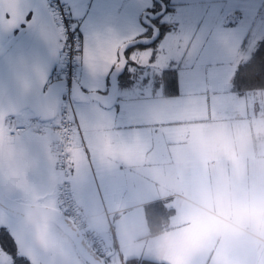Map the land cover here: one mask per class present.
I'll return each mask as SVG.
<instances>
[{"label": "snow or ice", "instance_id": "6c2138e0", "mask_svg": "<svg viewBox=\"0 0 264 264\" xmlns=\"http://www.w3.org/2000/svg\"><path fill=\"white\" fill-rule=\"evenodd\" d=\"M254 88L264 89V0H0V264H32L19 237L41 220L51 225L33 248L52 249L55 264L65 242L54 226L69 225L77 198L131 194L105 145L163 139L169 129L146 122L154 97L217 109Z\"/></svg>", "mask_w": 264, "mask_h": 264}, {"label": "crops", "instance_id": "0c3cea01", "mask_svg": "<svg viewBox=\"0 0 264 264\" xmlns=\"http://www.w3.org/2000/svg\"><path fill=\"white\" fill-rule=\"evenodd\" d=\"M245 47L233 54V65L241 64ZM233 97L226 108L217 109L196 100L182 108L165 96L154 97L146 122L169 129L163 139L135 146L105 145L111 161L130 174L133 191L124 200L96 199L85 205L77 198V203L102 244L110 249L114 242L116 261L112 264H124L131 258L165 262L157 250L159 235L149 237L144 211L149 203L163 200L175 210L167 231H172L174 221L184 218L190 225L179 228L189 250L165 253V263L193 264L199 251L194 242L203 247L214 234L212 219L210 224L201 223L186 207L188 198L203 199L218 210H236L240 216L244 205L264 195V90L233 93ZM137 102H141L139 98ZM218 137L224 138L220 146L201 144L206 141L212 145ZM19 179L27 181L25 177ZM222 187L228 191H220ZM26 189L31 192L30 187ZM206 193H214L215 202ZM233 204L239 207L234 208ZM129 213L130 218H124ZM239 257L236 264H264V244L243 242ZM206 258L200 264H211V257Z\"/></svg>", "mask_w": 264, "mask_h": 264}, {"label": "clouds", "instance_id": "9594fccd", "mask_svg": "<svg viewBox=\"0 0 264 264\" xmlns=\"http://www.w3.org/2000/svg\"><path fill=\"white\" fill-rule=\"evenodd\" d=\"M224 143L223 137L215 139L212 145L202 141L205 146H220ZM220 191L226 192L227 188H220ZM211 202H215L214 193H206ZM186 207L192 214L204 224L211 223V204L205 203L203 200L188 198L185 201ZM233 207H239L233 204ZM187 218L183 221H174L171 224L172 231L162 232L157 237V250L161 254V259L167 261L164 255L170 251L184 253L189 250V245L179 235L180 227H189ZM218 244L217 248L227 251L238 246L241 242L261 243L264 244V195H259L244 205L240 212V219L230 223L224 229L217 232Z\"/></svg>", "mask_w": 264, "mask_h": 264}, {"label": "rangeland", "instance_id": "374dc122", "mask_svg": "<svg viewBox=\"0 0 264 264\" xmlns=\"http://www.w3.org/2000/svg\"><path fill=\"white\" fill-rule=\"evenodd\" d=\"M249 58H250V52L246 45L240 57L241 63L245 62ZM232 67L233 69H235L236 65L232 64ZM19 182L23 184L25 188L30 187L28 186L27 181L23 182L21 179H19ZM193 194L197 196V194L194 193V191H193ZM186 195L191 196V197L193 196L191 194H186ZM239 211L241 212L242 210H239ZM131 214L132 213L125 215L124 218H130ZM237 216L239 215L236 210H233V211L230 210V212H226L225 210H218L216 208H211V218H212L211 228L214 234V238H212L211 241L207 240L203 247H200L201 244L199 242H194L195 246H199V251H197V257L195 260H193V264H200L204 256H207L206 259H208L209 256L211 257L210 258L211 264H236L237 262L241 260V258L239 257V251H240V245L243 242H241L238 246H235L227 251L223 250L222 248L215 247V245L218 244V239L217 240L215 239V236H217V232L224 229L226 225L235 222L237 219L236 218ZM40 224H41L40 228H37L34 224L27 237L24 234H21L19 237L21 248L25 252V254L31 258L32 264H40L32 248L29 247L30 237L34 231V226L39 231L40 236H41L45 225H51V222L50 221L45 222L41 220ZM54 231L58 239L65 242L63 246H59L55 249L54 256H59V257L64 258L66 261V264H87L85 260L80 256L79 252L75 248L72 241L62 232V230H60L55 225ZM148 242L149 241H147V244ZM140 245L145 246V243L141 242ZM49 250L53 254V250L50 248ZM115 261H116V257L114 255L112 257V263H114ZM106 264H108V260H106Z\"/></svg>", "mask_w": 264, "mask_h": 264}, {"label": "water", "instance_id": "95a60500", "mask_svg": "<svg viewBox=\"0 0 264 264\" xmlns=\"http://www.w3.org/2000/svg\"><path fill=\"white\" fill-rule=\"evenodd\" d=\"M50 221V220H48ZM51 222V221H50ZM62 232L72 241L75 248L79 252L80 256L85 260L87 264H106L108 256L113 257L116 254V248L114 242L110 247V252L105 258H101L85 241L75 225L70 221L68 226L63 224L56 225ZM40 233L34 226V231L30 237L29 247L32 248L35 256L39 260L40 264H47V261L52 258V253L49 248H45L37 243V247L33 248V242H38ZM55 257V264H66L64 258L59 256Z\"/></svg>", "mask_w": 264, "mask_h": 264}, {"label": "trees", "instance_id": "16d2710c", "mask_svg": "<svg viewBox=\"0 0 264 264\" xmlns=\"http://www.w3.org/2000/svg\"><path fill=\"white\" fill-rule=\"evenodd\" d=\"M247 59L246 61H248ZM245 61V62H246ZM244 63V62H243ZM242 64V63H241ZM256 90H264L262 88H254L251 91ZM242 93L245 94L248 91L241 89ZM242 94V95H243ZM168 98L167 96H165ZM145 217L148 226L149 237H156L160 235L162 232H166L170 228V220L175 214V210L167 205L166 201H155L149 203L145 206ZM139 261L142 262L147 260L150 264H169L165 262H158L149 259H141V258H131L127 259L125 262L128 264H132V261Z\"/></svg>", "mask_w": 264, "mask_h": 264}, {"label": "built area", "instance_id": "2783aa9c", "mask_svg": "<svg viewBox=\"0 0 264 264\" xmlns=\"http://www.w3.org/2000/svg\"><path fill=\"white\" fill-rule=\"evenodd\" d=\"M76 203H77V201H76ZM77 205H78V203H77ZM75 213H78V215ZM75 213L70 211L69 215L73 217V219L70 221L75 225V227L78 229V231L83 236V238L88 243V245L101 258H105L109 254L110 249L107 246L102 244L100 238L98 237L95 230L89 224L88 218L84 215V213L81 210V208L79 207V205L76 207Z\"/></svg>", "mask_w": 264, "mask_h": 264}]
</instances>
